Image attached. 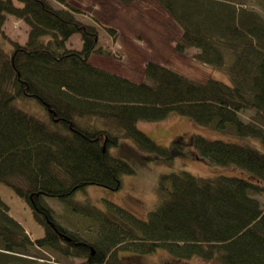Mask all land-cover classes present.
Listing matches in <instances>:
<instances>
[{"label": "trees", "instance_id": "trees-1", "mask_svg": "<svg viewBox=\"0 0 264 264\" xmlns=\"http://www.w3.org/2000/svg\"><path fill=\"white\" fill-rule=\"evenodd\" d=\"M56 1L62 9L47 0H0V28L6 16L28 27L23 45L0 44V184L28 205L44 230L30 240L0 201V264H30L24 259L32 248L83 264H121L118 252L133 258L156 250L174 261L264 264V209L254 197L264 194V21L209 1L158 0L182 28L174 51L198 50L196 60L228 83L197 82L154 62L145 64L144 82H134L89 63L98 28L78 20L66 0ZM75 34L78 50L66 47ZM19 100L36 101L45 118L21 109ZM247 110L253 121L240 118ZM170 114L235 139L192 135L187 143L199 159L246 177L161 175L156 208L144 221L112 202L103 211L69 204L98 224L84 237L54 220L44 198L64 202L89 185L118 190L121 177L135 172L128 153L141 161L184 156L179 140L162 147L137 126ZM86 118L92 122L84 124ZM120 147L122 158L111 154ZM109 214L135 221L134 229L117 226Z\"/></svg>", "mask_w": 264, "mask_h": 264}, {"label": "rangeland", "instance_id": "rangeland-1", "mask_svg": "<svg viewBox=\"0 0 264 264\" xmlns=\"http://www.w3.org/2000/svg\"><path fill=\"white\" fill-rule=\"evenodd\" d=\"M53 7H63L56 0H47ZM222 4L229 8L245 9L254 12L264 21L263 0H202ZM69 7L75 8V17L86 24L98 28V42L96 49L89 57V63L110 73L128 78L134 82H144L143 70L147 62H154L168 67L194 81L203 82L209 78L228 83V78L194 57L198 50L188 49L183 54L174 51V45L182 34L180 22L172 17L158 0H135L124 3L121 0H66ZM176 15L179 19V13ZM28 27L19 19L6 16L0 28V44L8 47L10 42L23 45L27 39ZM9 42V43H8ZM69 49H80L81 41L78 34L73 35L66 43ZM226 81V82H225ZM20 108L45 118L44 109L36 101L19 100ZM99 108V107H98ZM245 122L254 120L252 111L239 114ZM91 119H84L83 123H91ZM138 128L151 140L162 147H170L173 141L179 140L184 156L170 160L155 158L144 161L133 158L128 153V161L134 168L132 175H123L118 190H108L97 186H86L76 191L64 202L57 199L44 198V203L52 210L54 220L65 230L77 236L95 234L98 224L93 218L83 213L71 211L69 204L81 208L89 204L97 209L106 210L109 202L125 209L139 221L146 220L148 214L157 205L156 184L164 174L184 170L200 178H211L218 175L246 177L243 172L234 168H222L199 159L197 154L188 146L187 140L192 135H201L206 139L222 138L221 134L205 127L196 125L188 119L170 114L164 120L148 123L139 122ZM185 140V141H184ZM184 141V144H183ZM246 143V140H240ZM123 146V145H120ZM123 147L110 150L111 154L123 157ZM157 159V160H155ZM159 159V160H158ZM163 160V161H160ZM264 209V194L254 196ZM0 201L7 207V215L14 219L24 230L30 240L42 238L44 230L33 218L28 205L17 197L8 187L0 184ZM115 217V224L119 227L134 229V222L129 218H120L109 214V219ZM133 218V217H132ZM131 228V229H130ZM121 256L127 254L118 252ZM24 260L30 264H80L81 260L65 259L50 249L32 248ZM172 260L166 252L156 250L155 254H147L142 258V264H164ZM125 263L133 258H124ZM182 264H215L192 258L179 261ZM19 264V263H18ZM128 264V263H127Z\"/></svg>", "mask_w": 264, "mask_h": 264}, {"label": "flooded vegetation", "instance_id": "flooded-vegetation-1", "mask_svg": "<svg viewBox=\"0 0 264 264\" xmlns=\"http://www.w3.org/2000/svg\"><path fill=\"white\" fill-rule=\"evenodd\" d=\"M114 216H115V215H114ZM111 220L115 223V217L112 218ZM127 257H128V256H124V255L121 256V255H120V258H119V259H120V263H121V264H127V263H128V264H142L141 261H142V258H143L144 256H137V255H134V256H133V261H132V262H127V263H125L124 258H125V259H128L129 257H128V258H127ZM73 259H76V258H73ZM77 260H81V261H80V264H83V262H84L83 259H77ZM176 263H177V264H182L181 262H179V261H174V260H168V261H166V263H164V264H176Z\"/></svg>", "mask_w": 264, "mask_h": 264}, {"label": "water", "instance_id": "water-1", "mask_svg": "<svg viewBox=\"0 0 264 264\" xmlns=\"http://www.w3.org/2000/svg\"><path fill=\"white\" fill-rule=\"evenodd\" d=\"M177 264V263H176Z\"/></svg>", "mask_w": 264, "mask_h": 264}]
</instances>
